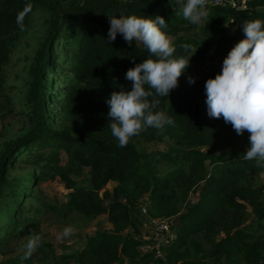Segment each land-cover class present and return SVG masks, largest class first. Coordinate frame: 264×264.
Listing matches in <instances>:
<instances>
[{
	"label": "trees",
	"instance_id": "1",
	"mask_svg": "<svg viewBox=\"0 0 264 264\" xmlns=\"http://www.w3.org/2000/svg\"><path fill=\"white\" fill-rule=\"evenodd\" d=\"M27 4L32 10L20 31L16 16ZM177 8L176 0H0V87L3 66L18 39L37 15L46 26L27 83L32 126L15 141L5 142L0 155V246L6 237L26 232L22 223L29 228L35 224L24 204L34 197L31 187L7 180L9 166L21 160L40 169L30 178L31 185L43 181L46 173H56L69 190V209L88 217L105 213L112 223V230L87 236L78 250L64 245L59 256L63 262L264 264V168L241 159L250 133L238 135L223 117L209 120L191 108L197 99L207 108L205 81L217 74L193 73L201 52L212 50L223 61L245 38V23L264 20V0L208 1L209 21L200 25L178 19ZM120 14L162 16L168 25L162 30L176 48L174 57L187 56L182 43L197 46L178 86L169 97H157L160 103L154 111H164L174 123L162 132L148 128L136 136L166 135L176 144L166 150L144 149L135 137L121 148L108 127L107 99L113 91L131 90L127 70L151 55L140 42L129 44L119 33L114 41L108 40L109 17ZM231 24L234 30L228 33ZM64 65L70 66L72 76L62 96L53 89V73ZM189 77L195 82L189 83ZM53 105L59 107L54 114ZM240 144L245 147L233 148ZM62 152L65 166L58 165ZM108 182L116 185L102 192ZM34 211L39 213V208ZM171 216V240L157 244L143 238L140 228L145 223ZM148 244L152 250L144 251ZM36 251L43 253L45 248L41 244ZM54 258L52 253L50 263ZM33 260L34 253L21 261Z\"/></svg>",
	"mask_w": 264,
	"mask_h": 264
},
{
	"label": "clouds",
	"instance_id": "2",
	"mask_svg": "<svg viewBox=\"0 0 264 264\" xmlns=\"http://www.w3.org/2000/svg\"><path fill=\"white\" fill-rule=\"evenodd\" d=\"M207 3L208 0H176V17L192 25L208 22ZM31 10L32 5L27 4L17 13L20 31H24V19ZM109 22V41H114L119 33L129 44L140 42L151 54L127 70L131 90L113 91L106 101L108 127L118 146L123 148L148 128L162 132L165 125L174 123L164 111H154L160 103L157 97H169L171 90L178 86V78L197 46L182 43L180 48L187 56L174 57L176 48L162 30L168 27L162 16L153 19L120 14L109 17ZM243 30L245 38L229 50L221 72L205 81L207 114L210 118L223 117L238 135L250 133L249 146L241 159L255 161L257 167L264 168V20H249ZM194 82L189 77V83ZM73 231L70 226L65 227L58 239L69 237ZM41 243L40 235L30 236L18 250L22 253L21 260L31 258Z\"/></svg>",
	"mask_w": 264,
	"mask_h": 264
},
{
	"label": "rangeland",
	"instance_id": "3",
	"mask_svg": "<svg viewBox=\"0 0 264 264\" xmlns=\"http://www.w3.org/2000/svg\"><path fill=\"white\" fill-rule=\"evenodd\" d=\"M45 29L46 26L43 23V19L37 15L31 26L18 39L19 42L16 43L9 55V59L3 66L5 77L0 87V155L5 149V142L15 141L26 134L32 126L27 117V113L32 110L29 100L26 99L27 83L30 81V69L33 64L35 51L40 47V43L43 42L46 36ZM233 30L234 26L232 24L229 25L228 33H232ZM189 34L185 33L187 36ZM201 54V63L193 71L195 75H201L205 72L204 65L207 61L210 63V68L215 67L217 60L222 61V57L212 50L207 49ZM71 76L70 66L64 65L56 69L53 77L57 78V80L53 79V89L60 91L63 96L68 91L67 85ZM58 108L57 105H53L52 114L55 111L57 112ZM191 108L192 110L198 109L202 114L208 115L206 105L198 99L192 103ZM212 119L209 117V120ZM56 120L59 122V117H56ZM60 123L61 121L58 124ZM135 139L141 147L147 150H166L169 147L176 146L175 142L166 135L157 138L149 136L135 137ZM182 144L184 145L185 143ZM244 147L242 144L233 146L236 149H243ZM200 148L211 149L207 146H200ZM66 162L67 157L63 152L60 153L58 165L65 166ZM83 168L87 170L86 167ZM39 172L40 169L21 160H17L9 166L7 180L13 183L18 180L26 184L28 188L31 187L34 197H27L24 204L27 210L26 214L35 217V224L32 228H29L22 223L26 230L23 235L5 238L4 244L0 246V264H23L19 258H16L22 255L18 250L30 236L35 235L42 237L41 244L44 246L45 252L39 253L35 250L34 263L32 264H77L73 261L63 262L59 258L62 252L61 248L64 245H69L71 247L70 250H78L83 246L87 236H93L98 231H110L113 228L105 213L88 217L80 214L74 208L69 209L66 197L69 190L65 187L58 174L46 173L43 181L31 185L29 183L30 178ZM115 185V182H108L101 190L102 192L111 190ZM193 199L194 197H191L190 201H193ZM145 200L146 197L142 199V202L144 203ZM142 202H140V205L144 206ZM3 204L4 201H2ZM35 208H39V213H35ZM0 213H2L1 209ZM158 219L171 220L173 223L174 216ZM152 220L140 228L143 238H149L153 234L155 226ZM249 221L250 219H248L247 223ZM69 226L74 230L73 234L64 239H58L63 229ZM1 234L2 231H0V236ZM52 253L55 254V258L50 263Z\"/></svg>",
	"mask_w": 264,
	"mask_h": 264
},
{
	"label": "built area",
	"instance_id": "4",
	"mask_svg": "<svg viewBox=\"0 0 264 264\" xmlns=\"http://www.w3.org/2000/svg\"><path fill=\"white\" fill-rule=\"evenodd\" d=\"M208 1L210 3H214V4L224 3V0H208ZM222 63H223V61L217 60L215 63V67L210 68V63L207 61L204 65V67H205L204 71L206 72L208 70H214L217 73H219V72H221V69H222ZM152 223L155 226V230H154L153 234H151L149 236V239L155 241L157 244H161V243H164V242L171 240L173 238V234H172V230H171V226H172L171 220H167V219L153 220ZM142 249L144 251L152 250V246L149 244L144 245ZM156 249H157V245H156Z\"/></svg>",
	"mask_w": 264,
	"mask_h": 264
}]
</instances>
